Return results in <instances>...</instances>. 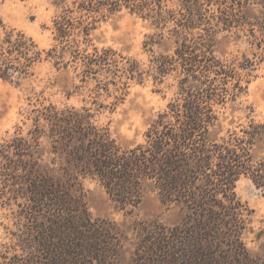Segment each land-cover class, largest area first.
<instances>
[{"label": "trees", "instance_id": "trees-1", "mask_svg": "<svg viewBox=\"0 0 264 264\" xmlns=\"http://www.w3.org/2000/svg\"><path fill=\"white\" fill-rule=\"evenodd\" d=\"M56 5L57 44L48 50L0 21V78L26 79L43 61L58 70L72 67L80 71L82 83L96 82L98 96L113 94L116 101L110 105L94 101L111 110L124 100L114 93L126 91L132 81L153 77L163 84L171 78L177 92L150 124L145 142L131 148L97 125L92 108L52 107L45 115L47 137L51 153L63 158L61 175L53 168L40 170V157L36 171L21 165L32 146L21 133L0 139V160L10 164L0 177L36 173L30 191L22 189L36 205V255H30L29 264L116 263L118 255H104L101 249L112 238L105 221L92 218L80 176L99 180L122 208L136 207L148 185L164 205L178 204L186 211L181 227L162 235L171 245L164 255L152 256L150 264H264V255L261 261L253 259L242 242L248 209L235 192L241 178L264 188V119L255 118L249 107L244 123L224 137L214 136L221 129L220 108L239 99L264 62V0H58ZM123 10L160 30L145 41L147 66L112 48L91 49L97 25ZM221 33L246 50L231 58L216 55ZM170 44L171 49L156 54L155 46Z\"/></svg>", "mask_w": 264, "mask_h": 264}, {"label": "rangeland", "instance_id": "rangeland-1", "mask_svg": "<svg viewBox=\"0 0 264 264\" xmlns=\"http://www.w3.org/2000/svg\"><path fill=\"white\" fill-rule=\"evenodd\" d=\"M57 1L0 0V21L7 29L26 33L41 49L48 50L57 44L53 31L54 19L60 12ZM157 32L160 30L151 21L123 10L97 25L91 35V49L95 46L100 49L112 48L147 66L150 52L145 48V41L149 35ZM216 39L215 51L219 57L231 58L238 54V50L243 52L247 48L246 45H235L226 33L219 34ZM171 47L170 44L168 47L155 46L154 49L159 54ZM32 71L33 75L17 82L0 78V139L21 133L31 141V156L21 157L24 161L21 165L31 172L36 171V158L40 157V170L53 168L55 174L61 175L59 166L63 158L51 153L52 145L47 137L49 126L45 115L53 112L52 107L59 111L73 107L81 109L83 106L92 108L96 113L94 120L97 125L109 128L118 143L131 148L145 142V133L150 124L159 112L167 108L177 92L173 79L167 78L165 83L158 84L153 77H149L143 83L132 81L126 91L115 92L112 88L111 92L124 97V100L113 110L101 109L94 104L95 99L98 103L110 105L116 101L113 94L107 97L101 92L103 96H98L96 82L90 80L82 83L77 76L80 71L76 72L72 67L58 70L48 61L38 63ZM246 86L236 102L220 108L221 129L214 136L224 137L229 130L244 123L249 107L254 109L255 118L264 119V62L258 64ZM121 92L127 94L122 95ZM53 161L55 164L51 163ZM6 167H10V164L6 165L5 160H0V173ZM13 176L0 177V264H29L30 255H36V205L32 207L23 196L22 189L30 191L29 183L36 182V173ZM79 189L85 196L92 218L105 221L104 227L112 240L108 238L111 244L101 249L104 255H118L115 264H150L148 261L152 256L157 258L156 255H164V249L167 250L171 243L162 238L163 233L168 228L181 227L186 216L182 206L164 205L158 193L148 185L143 189L139 204L125 208L112 199L99 180L90 176L79 177ZM235 192L248 209L247 228L242 242L252 258H260L261 261L264 255V188H257L250 180L241 178ZM192 245L188 244L189 251L193 250Z\"/></svg>", "mask_w": 264, "mask_h": 264}]
</instances>
